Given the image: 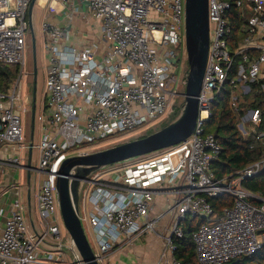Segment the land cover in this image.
Segmentation results:
<instances>
[{"label":"built area","instance_id":"obj_1","mask_svg":"<svg viewBox=\"0 0 264 264\" xmlns=\"http://www.w3.org/2000/svg\"><path fill=\"white\" fill-rule=\"evenodd\" d=\"M33 1L0 0V64L19 67L7 91L0 90V178L8 170L25 167L23 151L28 146L22 142L21 112L29 103L23 97V76L27 18ZM60 1L68 19L80 12L81 5L75 4L79 0ZM80 1L87 10L85 17L100 22L92 43L72 45L70 28L49 21L42 25L47 59L37 145L42 230L31 228L19 199L12 202L9 215L0 208V216L6 215L0 264H85L72 239L70 261L61 232L56 183L68 152L80 154L85 145L147 128L172 112L186 87L185 77L177 73L181 48L187 60L186 0ZM236 7L244 33L233 49L228 15L233 3L209 0L210 49L193 133L141 162L102 167L84 182L82 207L100 264L118 244L132 243L154 229L150 212L159 192L169 194L168 207L176 215L171 237L165 240L167 251L175 253L173 237H183L188 217L202 220L193 233L198 264H227L264 249V197L242 186L243 180L264 170V160L217 178L211 165L219 159L222 147L215 134L205 129L216 95L226 84L233 86L231 104L240 112L241 101L264 77V0H237ZM252 52H256L253 57ZM237 58L241 60L233 72ZM261 118L260 109L248 108L238 122L241 134L264 141V133L258 131ZM4 188L0 181V192ZM226 195L232 203L217 211L209 199ZM174 264L180 262L175 258Z\"/></svg>","mask_w":264,"mask_h":264},{"label":"water","instance_id":"obj_2","mask_svg":"<svg viewBox=\"0 0 264 264\" xmlns=\"http://www.w3.org/2000/svg\"><path fill=\"white\" fill-rule=\"evenodd\" d=\"M34 1L30 6V12L34 6ZM185 10L189 72L184 94L185 105L181 115L173 123L149 135L99 151L70 156L59 169L56 189L63 223L85 264H100L80 218L81 190L84 182L89 179V175L104 166L121 163L177 145L193 133L198 123L200 114L199 95L203 86L210 49L209 0H186ZM33 43L35 48V38ZM34 57L36 80L37 64L36 56ZM33 101L34 114L36 86ZM30 149L28 161L29 183L32 168V145Z\"/></svg>","mask_w":264,"mask_h":264},{"label":"trees","instance_id":"obj_3","mask_svg":"<svg viewBox=\"0 0 264 264\" xmlns=\"http://www.w3.org/2000/svg\"><path fill=\"white\" fill-rule=\"evenodd\" d=\"M226 1L233 3V8L228 15L231 22L230 41L234 49L238 46L237 39L239 40L243 37L244 30L242 28L244 21L240 17L239 9L236 7L237 0ZM255 55L256 52H252L251 56ZM239 60L241 58L236 59L233 72L237 71ZM18 73L19 67L0 64V90L7 91ZM262 84H264V80L253 84L252 92L241 101L242 110L240 112H237L231 104L233 93L231 84H226L223 90L216 95L212 105L211 116L205 123V129L207 132L215 134L222 147L219 159L211 165V169L217 178L221 179L230 176L253 162L264 160V141L259 140L255 135L243 136L238 129L240 116L248 108L253 107L261 110L262 118L258 131L264 133V91ZM92 146L94 145L88 144L84 147ZM242 186L264 197V170L252 178L243 180ZM231 200L232 198L228 195L209 199L217 211H221L225 205H230L232 203ZM201 223L202 220L200 219L196 220L188 217L184 223L183 237H173V241L177 246L174 253L175 258L180 264H198L193 233L199 228ZM227 264H264V249L253 255L237 257Z\"/></svg>","mask_w":264,"mask_h":264},{"label":"crops","instance_id":"obj_4","mask_svg":"<svg viewBox=\"0 0 264 264\" xmlns=\"http://www.w3.org/2000/svg\"><path fill=\"white\" fill-rule=\"evenodd\" d=\"M79 1H76L75 4L81 5L80 12L72 19H68L65 6L60 0H35L30 12V21H33L34 10V20L37 17L40 18L42 25L49 21L54 25L70 28L72 31L70 44L78 47L90 44L94 40L93 33L97 34L98 32L100 22L90 19L91 17H88L89 19L85 17L86 8ZM40 37L43 40L44 46L45 36L43 29L41 30ZM262 80H264V77ZM32 135L33 133H31V138ZM30 150L29 148L28 155L24 161V165L27 166ZM31 156L33 159V153ZM0 181L5 186L3 191L0 192V208H3L7 212L6 215H9L12 202L15 199H19L22 202V212L26 220L36 230H41L37 197L39 186L34 190L31 186V180L29 183L28 169L21 167L11 171L8 170L6 174L1 176ZM163 187L167 188V185ZM169 197V194L165 192L156 193L153 209L150 212V219H155L154 229L132 243L118 244L106 256L104 264H174L175 254L167 251L165 248V240L171 237L176 219L174 211L168 207ZM81 208L83 209V207ZM6 215L0 216V235L4 227Z\"/></svg>","mask_w":264,"mask_h":264},{"label":"rangeland","instance_id":"obj_5","mask_svg":"<svg viewBox=\"0 0 264 264\" xmlns=\"http://www.w3.org/2000/svg\"><path fill=\"white\" fill-rule=\"evenodd\" d=\"M42 11V10H40ZM35 11L33 10V21H30V9L28 12V22H29V29L25 36V55H26V64H25V73L23 76V97L28 98L29 103H25L23 105V110L21 112V118H22V125H23V139L22 142L29 147L31 143H33L32 147V153H33V159H32V170H31V186L33 189H37L40 185V179L41 174L36 170L39 168V161H40V152L37 148L38 143L41 139V126L43 121V115H44V100H45V94H46V70H47V59H46V51L44 50L43 46V40L41 39V30H42V23L40 18H36L34 20ZM31 23V25H30ZM32 26V27H31ZM35 38L36 47L33 46V39ZM182 60L181 63L178 66L177 73L179 76L182 75L183 80L184 77L188 75L189 72V65L188 60L184 59V48H181L180 50ZM34 56H36V64H37V78L35 80L33 76V71L35 68V61ZM18 76V75H17ZM15 80V79H14ZM262 80V79H261ZM36 86V112L35 116L33 118V98H34V88ZM183 88V87H182ZM185 90L182 91V94L178 96L175 106L172 110V112L162 118L161 120H158L154 122L152 125L148 126L147 128L144 127L138 131H134L130 135L125 136H119L117 138H112L109 140H106L104 142L95 144L92 147H88L84 149L80 154L83 153H91L95 151H99L102 149H106L109 147H112L114 145L127 142L130 140L137 139L142 136L149 135L155 131H158L162 129L163 127L173 123L183 112L184 105H185ZM247 127V126H246ZM34 129V139L31 140V133ZM26 148L24 150V159L28 155L29 148ZM68 152V154H70ZM161 154V151H156L154 153L144 155L140 158L135 157L129 160H126L123 162L124 164H134L135 162H141L145 158H149L150 156H156ZM109 169V168H108ZM87 188V186L84 188V190ZM80 218L82 221V224L88 232V225H87V219L86 216L83 214L82 210L80 211ZM61 224V232L64 236V250L68 254L70 261H73V251L69 248V243L71 242V236L69 235L67 229L65 228L63 224V220L60 222ZM88 237L91 239L90 242L93 246L95 242L93 241L91 235L87 233Z\"/></svg>","mask_w":264,"mask_h":264},{"label":"flooded vegetation","instance_id":"obj_6","mask_svg":"<svg viewBox=\"0 0 264 264\" xmlns=\"http://www.w3.org/2000/svg\"><path fill=\"white\" fill-rule=\"evenodd\" d=\"M33 76H34V78H35V75H34V71H33ZM45 102V101H44ZM33 105H34V101H33ZM35 112H36V104H35ZM34 116H35V113L33 114V118H34ZM41 132V131H40ZM32 133L34 134V129H33V131H32ZM86 146V145H85ZM84 149H86L85 147H84ZM73 152H75V151H71V153H70V155H69V157L70 156H73L74 155V153ZM83 154H85V153H83ZM76 155H79V154H76ZM31 164H32V161H31ZM25 166V168L26 169H28L29 170V168H28V166L27 165H24ZM33 168H31V170H32ZM37 170V169H36ZM38 171V170H37ZM93 173V172H92ZM91 173V174H92ZM91 174L89 175V178H90V176H91ZM84 188H85V186H84V184H83V186H82V190H81V198H80V208L82 207V202H83V194H82V191L84 190ZM82 210V212H83V209H80V211ZM83 214L85 215V213L83 212ZM86 216V215H85ZM27 222H28V220H27ZM29 223V222H28ZM30 224V223H29ZM40 224H41V219H40ZM30 226H31V228L33 229V230H35V231H37V232H39V231H41L42 230V228H41V230H36V228L34 227V226H32L31 224H30ZM41 227H42V225H41ZM70 235V234H69Z\"/></svg>","mask_w":264,"mask_h":264},{"label":"clouds","instance_id":"obj_7","mask_svg":"<svg viewBox=\"0 0 264 264\" xmlns=\"http://www.w3.org/2000/svg\"><path fill=\"white\" fill-rule=\"evenodd\" d=\"M186 80H187V77H186ZM125 162V161H124ZM122 163V162H121ZM115 164H117V163H115ZM111 165H114V164H111ZM108 166H110V165H108ZM105 167V166H104ZM81 209V208H80ZM85 232H86V230H85ZM88 232H86V234H87ZM87 237H88V235H87ZM88 240H89V238H88ZM90 242V241H89Z\"/></svg>","mask_w":264,"mask_h":264},{"label":"bare ground","instance_id":"obj_8","mask_svg":"<svg viewBox=\"0 0 264 264\" xmlns=\"http://www.w3.org/2000/svg\"><path fill=\"white\" fill-rule=\"evenodd\" d=\"M205 115V114H204Z\"/></svg>","mask_w":264,"mask_h":264}]
</instances>
